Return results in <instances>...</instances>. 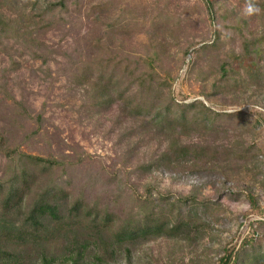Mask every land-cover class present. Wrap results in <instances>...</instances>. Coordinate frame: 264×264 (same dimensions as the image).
<instances>
[{"label":"rangeland","instance_id":"obj_1","mask_svg":"<svg viewBox=\"0 0 264 264\" xmlns=\"http://www.w3.org/2000/svg\"><path fill=\"white\" fill-rule=\"evenodd\" d=\"M57 1L0 0V183L21 172L8 150L59 162L27 177L17 226L46 186L66 192L68 211L79 200L86 213L109 208L114 230L128 216L145 217L139 198L195 196L200 219L187 234L126 245L113 259L109 246L98 252L102 264H219L238 250L234 264H264V90L233 81L221 89L222 68L240 81L264 67V0H68L47 12ZM123 72L110 103L100 105V78L114 86ZM147 72L166 84L163 100L221 114L216 124L225 132L176 136L182 146L208 148L210 159L140 170L170 143L146 124L150 117L129 116L117 101ZM65 230L59 249L73 243ZM94 256L80 264H101Z\"/></svg>","mask_w":264,"mask_h":264},{"label":"trees","instance_id":"obj_2","mask_svg":"<svg viewBox=\"0 0 264 264\" xmlns=\"http://www.w3.org/2000/svg\"><path fill=\"white\" fill-rule=\"evenodd\" d=\"M67 1L58 0L50 4L47 12H54L60 8L66 9ZM261 54H264V50ZM148 62L153 64V60ZM263 69L248 71L245 78L234 81L228 77L229 72L222 68L224 83L221 89L231 87L233 81L237 83V86L240 83L245 88L254 86L264 90ZM137 71L135 70L133 74ZM124 74L125 72L120 75L122 82H117L114 86L109 81L104 83L103 78H100L96 89V97L101 101L100 105L110 103L114 87L124 82ZM169 79V76H166V83ZM165 85L159 84L155 73H141L133 83L118 94L117 101L121 103L129 116L150 117L146 124L170 139L166 152L152 160V163L140 167V170L147 173L158 167L173 169L172 165L187 159L200 160L201 157H208V148L182 146L176 138L177 135L226 131L216 124V119L221 117V114L214 112L201 102L175 105L163 100L161 94ZM212 117L215 119L212 120ZM7 157L12 163L19 162L21 172L10 185L5 186L0 183V264H67L68 262L80 264L87 255L91 254L95 255L96 260L102 264L106 260L101 258L98 252H105L109 246L115 247V250L108 252L109 259H113L118 250L126 245L136 246L163 237L181 238L182 234L186 233L183 229L200 219L192 210L198 203L195 196L180 197L172 201V198H162V196L153 198L151 194L143 200L139 198L138 201L139 208H143L140 214H143L144 218L128 216L123 224L114 230L118 216L109 208L103 210L90 208L95 210L96 214L93 211L86 213L82 211L84 201L79 200L68 211L64 203L68 195L56 185H52L46 186L37 194V198H34L30 205L29 212L24 214L25 217L20 220V226H17V210L22 209L26 193L32 186L27 185V177H35L31 171L39 167L50 170L57 167L59 162L20 154L15 150H8ZM37 179L36 177L35 184ZM247 198L253 206H257L258 201L253 194H248ZM208 205L201 203V206L205 208ZM20 213L22 215V212ZM67 220L71 222L68 223ZM52 222L56 226H52L49 230ZM64 228H68L69 232L72 231L73 243L63 245V248L59 249L60 245L54 242L62 233L64 236L68 235ZM247 243V241L244 242L245 245ZM238 253L239 250L231 254L226 253L219 264H234Z\"/></svg>","mask_w":264,"mask_h":264}]
</instances>
